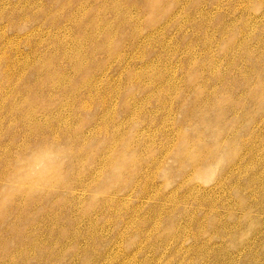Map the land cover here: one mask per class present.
Wrapping results in <instances>:
<instances>
[{
	"label": "rangeland",
	"instance_id": "rangeland-1",
	"mask_svg": "<svg viewBox=\"0 0 264 264\" xmlns=\"http://www.w3.org/2000/svg\"><path fill=\"white\" fill-rule=\"evenodd\" d=\"M0 264H264V0H0Z\"/></svg>",
	"mask_w": 264,
	"mask_h": 264
}]
</instances>
